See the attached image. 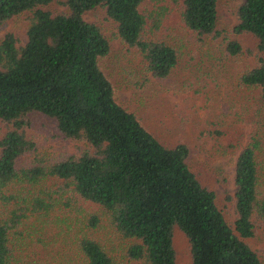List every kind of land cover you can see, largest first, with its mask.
Masks as SVG:
<instances>
[{
  "label": "trees",
  "instance_id": "16d2710c",
  "mask_svg": "<svg viewBox=\"0 0 264 264\" xmlns=\"http://www.w3.org/2000/svg\"><path fill=\"white\" fill-rule=\"evenodd\" d=\"M218 1L181 0L178 16L197 34H211ZM145 2L0 0V23L28 13L24 41L12 31L0 36V264L27 259L21 226L29 229V216L50 211L53 201L41 185L52 177L62 179L78 199L102 208L128 262L176 264L178 230L188 242L189 264H264L247 242L256 232L255 219L264 225L257 131L235 159L236 215L230 223L214 191L191 168L187 143L162 142L117 101L100 65L111 50V38L85 17L98 8L115 22L116 36L137 49L153 76L164 77L176 65L173 45L145 36L159 27L161 13L144 9ZM236 14L233 30L255 37L257 58L240 81L258 90L264 104V0H242ZM226 48L236 54L241 44L230 40ZM32 113L51 118L58 135L83 146L48 159L26 134ZM99 223L97 213L87 219L91 229ZM77 243L80 264H118L110 243L92 234H82Z\"/></svg>",
  "mask_w": 264,
  "mask_h": 264
},
{
  "label": "rangeland",
  "instance_id": "374dc122",
  "mask_svg": "<svg viewBox=\"0 0 264 264\" xmlns=\"http://www.w3.org/2000/svg\"><path fill=\"white\" fill-rule=\"evenodd\" d=\"M241 2L219 0L215 31L199 35L180 20L181 0H146L144 9H160L161 13L159 27L145 36L164 39L178 53L176 65L164 77L153 76L137 49L116 36L115 22L106 16L103 8L85 15L97 22L111 38V50L100 59V65L113 84L117 101L136 113L162 142L187 143L191 168L200 181L214 191L216 203L230 223L236 215L233 198L235 159L254 131L261 141L256 158L264 189V104L258 90L246 87L240 81L241 74L256 63L255 37L233 30L237 21L236 9ZM27 14H18L1 22L0 36L12 31L19 41H24ZM230 40L241 44L240 52L231 54L227 50ZM29 120L26 134L36 142L37 151L48 159L75 153L78 146H83L58 135L54 120L49 117L32 113ZM2 131L4 124L0 122V133ZM62 184V179L58 178L45 180L41 186L49 191L53 206L48 213L29 216L26 219L29 229L25 228V223L21 226L26 232L22 246L27 259L23 264H80L82 254L77 240L82 234H92L114 246L112 250L118 264H139L128 262L121 255L122 242L102 208L78 199L68 186ZM93 213L99 215L100 223L91 229L87 219ZM255 222L256 232L247 242L264 260V225L259 218ZM174 242L176 264H189L185 235L177 230Z\"/></svg>",
  "mask_w": 264,
  "mask_h": 264
}]
</instances>
